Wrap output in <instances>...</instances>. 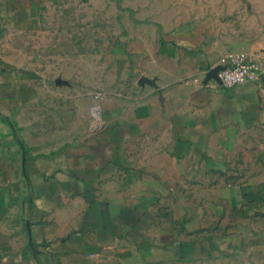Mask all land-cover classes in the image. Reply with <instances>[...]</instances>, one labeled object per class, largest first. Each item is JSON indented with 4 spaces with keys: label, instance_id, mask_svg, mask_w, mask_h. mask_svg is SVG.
Listing matches in <instances>:
<instances>
[{
    "label": "crops",
    "instance_id": "obj_1",
    "mask_svg": "<svg viewBox=\"0 0 264 264\" xmlns=\"http://www.w3.org/2000/svg\"><path fill=\"white\" fill-rule=\"evenodd\" d=\"M52 1L0 0V30L30 29ZM133 52L131 96L98 118L0 56V264L245 253L264 213V78L225 89L207 80L221 55L186 42ZM37 110L59 135L30 137L24 118Z\"/></svg>",
    "mask_w": 264,
    "mask_h": 264
},
{
    "label": "rangeland",
    "instance_id": "obj_2",
    "mask_svg": "<svg viewBox=\"0 0 264 264\" xmlns=\"http://www.w3.org/2000/svg\"><path fill=\"white\" fill-rule=\"evenodd\" d=\"M154 40L158 48L186 42L221 56L243 52L256 60L264 57V0H54L40 9L30 29L0 30V56L44 74L62 103L75 96L82 109L87 105L86 114L96 107L98 118L107 105L131 96L133 68L126 70L125 62ZM46 101H52L51 94ZM47 116L37 110L24 118L30 137L59 135ZM254 232L237 261L204 264H229L230 259L261 264L264 213Z\"/></svg>",
    "mask_w": 264,
    "mask_h": 264
},
{
    "label": "built area",
    "instance_id": "obj_3",
    "mask_svg": "<svg viewBox=\"0 0 264 264\" xmlns=\"http://www.w3.org/2000/svg\"><path fill=\"white\" fill-rule=\"evenodd\" d=\"M218 72L220 86L230 89L235 86L259 83L264 78V58L254 60L245 53H227L220 57Z\"/></svg>",
    "mask_w": 264,
    "mask_h": 264
},
{
    "label": "water",
    "instance_id": "obj_4",
    "mask_svg": "<svg viewBox=\"0 0 264 264\" xmlns=\"http://www.w3.org/2000/svg\"><path fill=\"white\" fill-rule=\"evenodd\" d=\"M221 69H222V68L218 66V67L214 68L213 70H211V71L208 73V75H207V80L212 79V80H214V81H216L217 83L220 84L219 79H218V72H219Z\"/></svg>",
    "mask_w": 264,
    "mask_h": 264
}]
</instances>
